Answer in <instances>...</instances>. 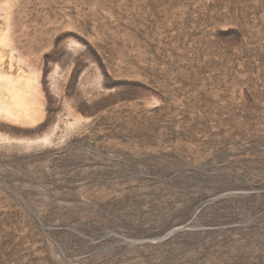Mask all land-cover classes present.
<instances>
[{
    "label": "rangeland",
    "instance_id": "rangeland-1",
    "mask_svg": "<svg viewBox=\"0 0 264 264\" xmlns=\"http://www.w3.org/2000/svg\"><path fill=\"white\" fill-rule=\"evenodd\" d=\"M0 264H264V0H0Z\"/></svg>",
    "mask_w": 264,
    "mask_h": 264
}]
</instances>
